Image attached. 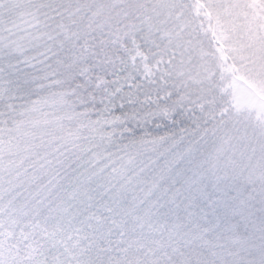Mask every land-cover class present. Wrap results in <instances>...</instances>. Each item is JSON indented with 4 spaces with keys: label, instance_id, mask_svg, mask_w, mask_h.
Segmentation results:
<instances>
[{
    "label": "snow or ice",
    "instance_id": "snow-or-ice-1",
    "mask_svg": "<svg viewBox=\"0 0 264 264\" xmlns=\"http://www.w3.org/2000/svg\"><path fill=\"white\" fill-rule=\"evenodd\" d=\"M149 0H0V264H264V134L196 108Z\"/></svg>",
    "mask_w": 264,
    "mask_h": 264
},
{
    "label": "rangeland",
    "instance_id": "rangeland-1",
    "mask_svg": "<svg viewBox=\"0 0 264 264\" xmlns=\"http://www.w3.org/2000/svg\"><path fill=\"white\" fill-rule=\"evenodd\" d=\"M202 1L208 14L213 18L216 41L222 43L223 49L216 47L213 53L216 57V65H213L210 60L195 63L193 60L196 61L198 57L191 58L190 52H184L183 49L178 52L170 51V55L166 56L165 60L172 66L179 86L185 87L200 81L203 77L208 78L209 82L215 83V80H218L222 86L226 83V78H231L230 71L218 79L214 69L217 70L220 63L229 67V63L223 59L229 57L235 63L236 76H242L251 87H256L258 92L253 93L251 97L242 84L237 83L233 86L231 95L233 98H238L236 108L240 115L235 131L238 130L240 134L248 136L253 133L264 134V0ZM193 15L198 17L196 11ZM209 21L208 19L206 28L203 27L201 20L197 21L196 27H193L190 32L200 42L205 43L208 40V32L211 30ZM198 46H200L198 42L189 44L187 49L195 50L201 58L209 56L206 52H201ZM208 53L212 54L209 45ZM189 87L188 90L183 91L186 97L195 92L193 85ZM247 94L250 102H245L247 98L244 97ZM252 128H254L253 131Z\"/></svg>",
    "mask_w": 264,
    "mask_h": 264
},
{
    "label": "trees",
    "instance_id": "trees-1",
    "mask_svg": "<svg viewBox=\"0 0 264 264\" xmlns=\"http://www.w3.org/2000/svg\"><path fill=\"white\" fill-rule=\"evenodd\" d=\"M149 3L152 5V11L149 14L146 25L149 31L155 32L158 39L163 42L168 52L167 56L170 55V51L178 52L183 49L184 52H190L188 54L191 58L198 57L196 61L192 59L195 63L199 64L210 60L213 65H216V57L213 53L216 47L222 48V43L216 41L213 32V18L208 14V10L202 0H149ZM194 11L197 12L198 17L193 15ZM199 19L203 22V27L205 26V28L206 25L208 26V19L210 20L211 30L208 32V40L205 43L200 42L198 38H195L190 33L192 28L196 27L197 21H200ZM197 42L200 44L198 47H200L201 52L204 51L209 56L201 58V55H198L195 50L190 51V49H187L189 44H196ZM208 45L212 50V54L208 53ZM223 59L229 63V67L219 62L220 65L217 70L216 68L214 69L216 71L214 74L219 79L230 71L231 78H226V83H223L222 86L218 80H215L214 83L203 77L200 81H196L193 84L179 87L186 91L189 86L193 85L195 92L188 95L187 99L196 108L203 110L216 123L221 126L227 125L229 130L235 131L240 121V115L236 108L238 98H233L231 95L233 86L237 83L242 84L251 97L253 93L258 92L256 87H251L242 76H236L234 73L235 63L229 57ZM249 96L247 94L244 97L247 98L245 102H250ZM253 130L254 128H252ZM241 135L243 136L244 134Z\"/></svg>",
    "mask_w": 264,
    "mask_h": 264
}]
</instances>
